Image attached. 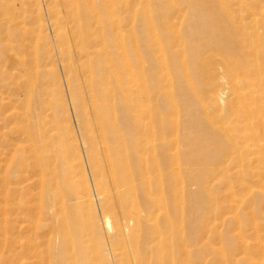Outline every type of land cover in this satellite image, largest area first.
I'll use <instances>...</instances> for the list:
<instances>
[{"label": "bare ground", "instance_id": "bare-ground-1", "mask_svg": "<svg viewBox=\"0 0 264 264\" xmlns=\"http://www.w3.org/2000/svg\"><path fill=\"white\" fill-rule=\"evenodd\" d=\"M48 1L58 39L57 54L70 57L73 46L78 58L77 63H65L66 83L72 108L81 122L91 188L105 214L102 229L109 257L117 264H187L185 255L191 252L192 245L184 233V222L200 215L193 202L198 197L205 198L206 184H218L222 182L219 178L226 176L233 189L228 173L233 170L240 176L241 193L253 199L264 194V45L257 27L261 15L259 0H213L210 7L203 2L200 6L207 15L208 27L232 30L216 44L231 41L234 45L226 47L224 54H211L199 67L202 72L213 71L207 98L220 114L214 116L206 102H201V108L203 121L220 142L201 146L200 141L207 136H197L195 150L185 152V160L178 123L153 109L147 68L133 45L129 52L128 38L134 37L128 27L133 14L131 0ZM62 6L66 15L62 14ZM124 8L128 17L123 15ZM168 12L165 7L161 16ZM243 13L251 19L248 24L254 28L252 33L247 32ZM15 59L13 53H8V60ZM221 79L226 86L220 83ZM157 87L161 89L162 85ZM162 94L172 97L166 90ZM25 137L27 143L21 141L17 146L21 154H26H22L21 174L13 188L32 204L31 215L38 208L33 202L40 198V208L47 210L57 226L52 231V242L64 237L68 225L66 210L91 204L94 195L88 184L76 191L55 180L60 176L65 181V176L51 163V152L58 145L52 133L38 134L28 126ZM60 154L67 162V155ZM194 165H204L197 172L207 175L198 176L191 169ZM214 165L216 172L211 170ZM60 185L63 191L59 192L56 187ZM196 185L198 190L194 189ZM78 221L74 225L80 230ZM242 242L249 246L247 240ZM165 250L170 252L169 257Z\"/></svg>", "mask_w": 264, "mask_h": 264}, {"label": "rangeland", "instance_id": "rangeland-1", "mask_svg": "<svg viewBox=\"0 0 264 264\" xmlns=\"http://www.w3.org/2000/svg\"><path fill=\"white\" fill-rule=\"evenodd\" d=\"M131 2L133 14L128 27L134 37L132 40L128 38L129 52L131 54L133 45L147 68L153 109H159L178 123L180 147H183L181 153L185 160L187 151L195 150L197 136L208 137L200 141V144L203 142L201 146L211 147L220 142L214 130L203 121L201 108V102H206L213 109L214 116L220 114L207 98L213 71L206 69L202 72L199 67L211 54H224L226 47L234 45L231 41L216 44L227 38L232 30L220 29V32L218 26L208 27L206 24L207 15L201 4L210 7L213 0ZM165 7L169 12L162 17ZM259 7L261 15L257 27L261 45H264V0H259ZM61 10L66 15L64 6ZM123 11L128 17L125 8ZM243 14L248 24L251 19ZM53 22L48 0H0V264H117L104 246L107 239L102 229L105 214L93 194L87 150L80 132L81 122L72 108L66 83L68 70L65 63H77L78 58L73 46L70 57L57 54L58 39ZM253 31L248 24L247 32ZM8 53H13L16 59L8 60ZM80 80L84 83L82 74ZM220 83L226 86L225 80L221 79ZM158 84L162 85L161 89H157ZM164 90L172 97H163ZM85 96L88 98L87 94ZM28 126L38 134L52 133L58 143L51 152V163L65 176V181H61L60 176L55 180L76 191H82L88 184L94 195L91 204L66 210L68 225L64 237L52 242V231L57 226L47 210L40 208V198L33 202L38 208L31 215L29 208L32 204L22 199L13 188L21 174L22 154H26H21L17 146L21 141L27 143ZM60 152L67 155V162L63 161ZM204 167L194 165L191 169L204 178L206 173L197 172ZM211 170L216 172V165ZM228 173L233 189L223 176L218 184H206L205 198L198 197L193 202L200 215L184 222V233L192 245H189L191 252L185 255L187 264H264V194L256 200L248 198L239 191L240 176L233 170ZM10 181L12 189L8 195ZM197 188L194 186L195 190ZM56 189L60 192L63 185ZM236 214L237 219H233ZM76 219L81 224L80 230L74 225ZM93 226L95 231H92ZM244 239L249 242L248 247L242 242ZM165 253L168 252L165 250Z\"/></svg>", "mask_w": 264, "mask_h": 264}]
</instances>
